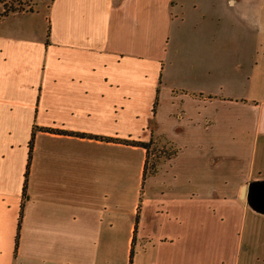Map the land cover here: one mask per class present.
<instances>
[{
    "label": "crops",
    "instance_id": "0c3cea01",
    "mask_svg": "<svg viewBox=\"0 0 264 264\" xmlns=\"http://www.w3.org/2000/svg\"><path fill=\"white\" fill-rule=\"evenodd\" d=\"M187 2L0 18V264H264V0Z\"/></svg>",
    "mask_w": 264,
    "mask_h": 264
},
{
    "label": "rangeland",
    "instance_id": "374dc122",
    "mask_svg": "<svg viewBox=\"0 0 264 264\" xmlns=\"http://www.w3.org/2000/svg\"><path fill=\"white\" fill-rule=\"evenodd\" d=\"M3 2L0 3V18L4 16L3 14L8 11L9 8H16L17 11L15 12H21V11H32V10H41L44 14L46 13V8H39L45 7L50 0H2ZM195 0H188V6L187 8H194L193 7V2ZM174 10L176 11L177 8L175 7ZM12 13V11H8L7 14ZM6 14V15H7ZM41 18V17H40ZM236 52V51H234ZM161 149V143L158 142L156 146L154 147V150H160ZM239 236L238 232H233L231 235H226L223 237H218V246H222L224 250H226V247L231 246L232 248V258L231 260H226V258L223 260V262H218L217 264H233V259L236 254V247L238 243L240 244L239 241ZM241 238V236H240ZM243 241V248L245 247V241L246 239L244 238ZM244 250V249H242ZM227 256V252L225 253ZM219 256V255H218Z\"/></svg>",
    "mask_w": 264,
    "mask_h": 264
},
{
    "label": "water",
    "instance_id": "95a60500",
    "mask_svg": "<svg viewBox=\"0 0 264 264\" xmlns=\"http://www.w3.org/2000/svg\"><path fill=\"white\" fill-rule=\"evenodd\" d=\"M241 195L246 197L254 209L264 213V182L248 185L246 194L243 188Z\"/></svg>",
    "mask_w": 264,
    "mask_h": 264
},
{
    "label": "trees",
    "instance_id": "16d2710c",
    "mask_svg": "<svg viewBox=\"0 0 264 264\" xmlns=\"http://www.w3.org/2000/svg\"><path fill=\"white\" fill-rule=\"evenodd\" d=\"M1 2H3V1L0 0V3ZM8 11L15 12V11H17V9L12 7V8H9ZM7 12H5L3 15L5 16L7 14ZM61 132H66V131H61ZM121 142L143 147L147 151H149L150 146H151V142H141V141H133V140H121ZM32 148H33V134H32V137L29 141V144H28V157H27L26 170L24 173V186H23V194L24 195H25V190H26V185H27V176H28L29 164H30V160H31ZM20 219H21V211L19 212V221H20Z\"/></svg>",
    "mask_w": 264,
    "mask_h": 264
}]
</instances>
